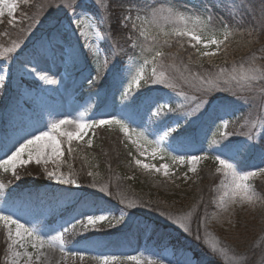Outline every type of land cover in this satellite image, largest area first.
Segmentation results:
<instances>
[{
  "label": "trees",
  "instance_id": "trees-1",
  "mask_svg": "<svg viewBox=\"0 0 264 264\" xmlns=\"http://www.w3.org/2000/svg\"><path fill=\"white\" fill-rule=\"evenodd\" d=\"M85 1L84 4L87 6ZM88 1H90V8L94 6V0ZM106 3H109V11L104 15L110 16L112 36L109 43L118 44L124 49L118 56L120 62L131 57V60L142 63L144 56H148L149 59L151 56L149 53L141 55L139 46L143 44L147 47L152 43L151 40L139 37V34L132 30L130 25L125 28L120 23V18L125 14V10L135 7L141 11L142 19L151 6L157 8L161 5L165 8L172 6L178 10L188 8L204 17L211 14L213 26L219 33L218 38L223 39L225 26L229 31H233L234 35L229 38L226 51L222 46L218 54L211 59L199 57V63L196 62L195 49L190 47L188 39L183 38L181 42L184 47L181 48L177 43L178 38L173 37L172 46L170 48L163 47L165 53L174 54L166 56L164 60L166 65H175V68L167 69V74L170 76L179 77L180 73H184L185 76L196 73L205 76L210 73H218L220 68L231 72L233 66L239 69L240 64L246 61L251 53L255 52L259 57L261 50L264 49V0H106ZM135 13L133 9V16ZM69 14L63 10L60 0H29L28 4H24L21 0L20 8L15 16L17 21L23 20V23L10 26L6 23L7 17H5V22L0 24V45L7 47L10 46L11 40L18 39L23 46L21 54H24L31 50V46L41 36L46 34H51L55 40H60L65 35L61 34L59 26L69 23L66 19ZM29 18L41 21V23L33 24L32 31L28 35H23L22 29H27L31 22ZM137 23L140 24V21ZM58 24L59 26H56ZM102 28L107 32L108 25L105 24ZM249 32H252L253 35L249 36ZM129 36L133 38L137 47L131 46V42L128 40ZM162 42L163 37H161ZM190 56L192 57L191 62ZM94 66L92 62L88 65V68L93 71L91 80L96 76V68H92ZM151 68L152 65L149 64L148 69ZM111 79L117 80L115 74L108 81ZM176 82L181 83L178 79ZM104 83L105 78L87 84L83 83L80 77L76 78L72 85L73 87L80 86V92L76 97L83 109L86 97L101 98ZM262 87L264 84H257L256 91L239 94L241 101L236 104L235 101L226 100L225 94H217L219 98L212 108L213 112L208 113L202 119L200 127L208 128L216 116L224 117L229 121V126L225 131L232 137L240 131V125L250 124L256 115V118L259 119L264 117L262 116L264 115V110H262L264 93L260 91ZM144 88L145 86L142 84L139 90ZM161 91L165 92L162 88ZM176 91H184L196 98L200 96V93L195 89L182 84ZM226 96H231V94ZM103 104H98V110L105 108ZM171 106L173 107L172 102ZM254 109L256 110L254 111ZM181 124V134L178 136L172 134L167 137V141L171 145L178 146L180 143L190 148H196L197 145L203 144V154L209 157L192 176L187 173V179L184 178L186 168L180 169L183 171V175L178 172L171 175L172 180L143 170L135 164V159H140L138 146L123 136L119 129L104 126L92 129L82 142L73 143L72 147L75 149L73 154L68 156L66 152L63 157L65 163L61 165L60 170L67 174L70 171L68 164H71V171L76 173L80 187L62 184L51 185L45 177H42V173L32 166H27L26 171L18 169L21 175L20 180H15L9 173L0 171V183L5 185L3 189L11 198L22 190L30 189L31 192L37 194L41 205L47 210L60 211V215L65 219H69L71 215L62 210L71 207L72 199L80 202L84 199L85 206L88 208L105 207L117 215L123 207L119 202L121 198L125 201H134L138 205L151 202V207H137L126 211V220L129 217H134L141 230L148 229L147 239L151 240V243L166 242L177 251L188 250L192 254L194 264H237V262L239 264H264V206L260 202H257L254 208H241L237 205L232 213H223L218 220L212 219L213 214L219 211L220 196L229 189L226 187L228 176L215 171L217 164L211 158L215 155L226 156L227 154L233 155V161L234 159L237 161L239 157H242L243 159L238 160L237 163L239 169L243 171L250 169L255 164H260L264 155V140L261 139L264 136V127L259 135L252 138L250 145L244 141L247 136L242 133L241 136L238 134L239 136L232 137L233 141L239 143L241 149V152L237 153L234 144V148L228 144V147H225V139L228 137L223 136V139L220 137L225 141L219 142L218 132H215L204 140L205 131H201L200 127L198 130L195 129L194 133L189 134L183 130L186 123L181 121ZM89 139L92 140L91 146L87 144ZM229 149L232 150L229 151ZM89 171L98 174L95 176L96 188L91 186L93 177L87 175ZM248 183L253 186L257 195L264 196V179L253 177ZM101 186H107L112 196L100 193L98 189ZM8 187L14 188V190L9 191ZM157 206L173 216L187 217L185 223L189 227L190 233L173 225L158 211L152 210ZM229 220L233 221V226L229 225ZM134 226L133 223L125 227L123 224L115 227L101 224L96 229L90 228L87 232H81L77 226L76 234L69 233L64 239L69 247L84 253L87 264H98V261L93 259L96 257L93 253L103 254L107 251L119 253L118 257L121 258L119 264H129L123 256L124 251L115 243L116 240L125 236H133ZM197 234H199V239L196 238ZM2 236L0 235V264H3L5 254V240ZM212 243H216L218 249L223 251L214 253L210 249ZM225 258L228 261H225Z\"/></svg>",
  "mask_w": 264,
  "mask_h": 264
},
{
  "label": "snow or ice",
  "instance_id": "snow-or-ice-1",
  "mask_svg": "<svg viewBox=\"0 0 264 264\" xmlns=\"http://www.w3.org/2000/svg\"><path fill=\"white\" fill-rule=\"evenodd\" d=\"M21 0H0V24L5 22L10 26H15L17 23H23V20H16V12L20 8ZM24 4H28L29 0H23ZM94 4L98 5L101 10V15L89 14L87 6L84 4V0H60V5L66 13H70L68 16L69 27L73 29V34L77 35L78 41H83L81 47L87 50V53L93 58L96 65V76L90 83H94L101 79L106 78L107 74L111 73L115 68V59L124 51L118 44H109L108 48L103 49L102 45L98 42H107L112 39L110 33V16L104 15L109 11V3H102V0H94ZM79 9V11H77ZM207 11V10H205ZM133 9L128 8L125 10V14L121 16L120 23L123 27L128 28L129 25L132 30L139 34V37H143L145 40H151V44L145 47L143 44L141 47V55L144 53L151 54L150 59L148 56H144L143 62L134 66V68L127 69V85L125 87L124 95L132 91L133 88L139 89L143 84H152L161 86L162 90H172L178 97H182L185 102L194 101V107L185 110L183 103H178L177 107L173 108L170 101L163 99H157L153 101L154 111L150 109V112L154 118L163 120L165 116L174 114L176 112L182 113V119L184 123H191L190 118H199V115H203L204 112L219 98L217 94L223 93L225 95L231 94L233 98H240L241 93H251L256 91L257 84H264V49L261 50V55L257 57L256 53L250 54L249 58L242 62L237 69L233 66L232 71L229 72L225 68H220L218 73L206 74L202 76L198 73L189 74L185 76L184 73H180L179 77L170 76L167 74L168 68H175L174 64L166 65L164 60L166 56L174 55L172 53H165L164 46H172V38H178L177 43L183 48L184 45L181 42L183 38H187L190 47L195 49V55L197 56V63H199V57H212L216 56L221 50V47L227 50L228 41L231 36L234 35L233 31H229L228 27H224L223 39L218 38L219 33L213 26V17L211 14L206 17L202 15L190 16L185 12L175 9L172 6L165 8L161 5L159 8L151 6L148 11L145 12L143 19L140 15V10H137L135 16L132 14ZM27 29H22L23 35H28L32 31V25H39L41 21L31 19ZM140 21V24L137 22ZM108 25L107 32L102 28L103 25ZM8 35V33H5ZM249 36L253 33L249 32ZM161 37L163 42L161 43ZM138 39V37H137ZM133 48L138 45L133 41L131 36L128 37ZM96 41L97 43H94ZM251 43V41H249ZM26 44V41H25ZM215 46V50L212 47ZM203 49V50H202ZM23 52V46L18 39H13L10 42V46L0 45V60L4 62H10L17 58ZM103 53L104 59L101 61L100 56ZM111 58V60H110ZM192 57H189L191 62ZM131 60V57H130ZM151 64L150 75L146 74V67ZM159 69V70H158ZM30 74L36 76L37 79L44 81L47 84H55V79H50L48 75L44 74V70L37 68L35 65L31 69ZM177 79L181 83H177ZM186 85L189 88L195 89L200 93L198 98L189 97L184 91L176 92V89ZM261 93H264V87L260 88ZM260 123L264 125V117L260 118ZM116 126L124 136L131 140V142L137 145V150L141 156L145 155L144 145H154L150 153L151 157L155 159L157 155H168L173 162L179 164H185L186 162L191 165L189 171L196 173V164L199 161L206 160L209 157L205 155H172L167 149L160 146V140H149L147 135L143 131H137L131 128L124 119L116 118L113 116L111 119H92L85 121L83 119H56L47 125L48 130H39V134H31V138H24L23 142H17L18 147H15L14 151L8 155L5 153L6 158H0V170L3 173H11L15 180H20L21 175L18 169H24L26 166L35 163L38 166L43 167V174L47 176L49 180H55L62 185H75L80 187L77 181L76 173L71 171L72 165L68 164L70 171L65 174L60 171V167L65 163L63 157L65 155V146L69 156L73 154L75 149L72 147L73 141H81L84 136L88 134L89 129L99 128L103 126ZM67 126L74 127L75 131H67ZM229 126L228 120H222L220 127L227 129ZM255 122L250 124V131L247 138L252 139L251 130L254 129ZM182 132V124L180 120H177L174 125H169L164 132L165 136L172 134L180 135ZM133 135L136 139H132ZM223 136H228L227 131L222 133ZM161 140L163 137L160 138ZM264 140V136L261 137ZM216 143V141H213ZM89 146L92 145V140L87 141ZM227 148L228 145L225 144ZM231 151V149H229ZM131 155V153H130ZM161 155V158H163ZM217 164L215 171L217 173H223L229 176L230 183L226 185L229 191L224 192L219 198V211L213 214L212 219H220L223 213H232L234 208L239 205L241 208L252 207L254 208L257 202H260L264 206V196H259L254 191L251 184L248 183L250 178L258 175H264V167H258L256 171H242L239 170L238 164L232 162L233 157L231 155H215L211 157ZM49 163L55 165L53 170H49ZM135 164L147 170L149 173L155 171L161 173L168 180H172V176L169 173V166L162 164L160 167H156L154 164L144 163L140 159H135ZM88 176L93 177L92 187L96 188L95 176L92 171L87 173ZM184 178L187 179V173L184 174ZM5 185L0 183V189H3ZM179 187V185H177ZM100 193H105L108 196H112L107 186L99 187ZM123 207L119 210V214H113L110 210L101 211L99 214H82V218H74L71 221H67L64 225H61L60 229L55 230L56 235L44 233L37 227L26 226L25 223H21L19 218H14L11 212L5 209H0V227L5 230L6 234V249L9 255L6 256V261L9 264H20V260L23 257V264H41L44 253L42 249L45 247L50 249H59V251L65 257L79 258L84 260L85 255L81 251H72L65 242V236L69 233L76 234L77 226H79L81 232H87L90 228L96 229L101 224H106L108 227H115L126 222V211L128 209H134L137 207H151V202L137 204L134 201H125L123 198L119 201ZM152 210L158 211L161 216H164L166 220L170 221L173 225H177L184 232L190 233L189 227L186 225L185 220L187 217L173 216L167 213L157 206ZM230 226H233V221H228ZM199 239V234H197ZM29 246L33 251H28ZM23 249L19 251L17 249ZM211 249L214 253L217 251H223L218 249L216 243H212ZM93 259L98 261V264H119L120 257L118 256H97ZM127 260L135 261L136 264H143L140 258L136 256H128ZM148 264H157L156 261L149 260ZM239 264V262H237Z\"/></svg>",
  "mask_w": 264,
  "mask_h": 264
},
{
  "label": "rangeland",
  "instance_id": "rangeland-1",
  "mask_svg": "<svg viewBox=\"0 0 264 264\" xmlns=\"http://www.w3.org/2000/svg\"><path fill=\"white\" fill-rule=\"evenodd\" d=\"M89 2L90 1L88 0L85 1V3L88 4L89 14L94 13L96 16H100L101 10L99 6L94 4V6L90 8ZM102 3H106V0H102ZM133 9L134 12L137 13L136 7ZM180 11H183L186 15L190 16L199 15V13L195 10L188 8ZM56 26H59V24ZM59 28L61 30V34L65 35V37L63 36L60 40H55L51 34H46L41 36L40 39L35 42L36 44L31 46V50L18 55L15 60L10 62L0 60V158H6L5 153L10 155L11 151H14L15 147L19 146L17 143L18 141L22 143L24 138L30 139L31 134L38 135L39 130H48L47 125L53 120L64 119L67 117L71 119H83L85 121H90L92 119L101 118L111 119L113 116L124 119L131 128L136 129L138 132L143 131L149 140H160V146L167 149L172 155H204V148L202 147L203 144L197 145L196 148H190L180 143L178 146L171 145L167 141L168 136L164 135L167 126L174 125L177 120L184 122L181 112L167 115L163 120L154 118L150 112V109L154 111L153 101H156L157 99L171 101L173 108L177 107L178 103H183L185 110L194 107V101L190 100L185 102L182 97H178L175 92H172V90H165V92H163L161 91V86L152 84L145 85L143 82L142 84L145 86L143 89L144 91L133 88L127 96L124 95L125 87L127 85V69L134 68L135 65L139 64L133 60L127 59L120 62L117 57L115 59L116 68L111 73L107 74L105 83L102 85L103 90L101 92V98H96L95 96L86 97L85 108L83 109L79 99L76 97L80 92V86L76 85L73 87L72 83L77 77H80L83 83H89V81L93 78V71L88 68V65L91 62L94 65L95 63L93 58L87 53V50L81 47L83 41L77 40V35L73 34V29L69 27V23H65L63 25L60 24ZM93 42L97 43L96 41ZM98 43L101 44L105 50L110 44L109 41H100ZM209 50H215V46ZM103 59L104 55L102 53L100 60L102 61ZM33 65L41 70H44V74L48 75L50 79H55L57 83L47 84L44 81L37 79L36 76L30 74V71L26 69H31ZM92 68L95 69L96 65ZM145 71L146 74L150 75L151 69L149 70L148 66ZM114 74L117 80L111 79L108 81L110 77L113 78ZM119 95H121V97H119ZM188 96L193 97L191 95ZM225 99L235 101V104L241 101L240 98H233L232 96L226 95ZM215 102L207 109L206 112H204L203 115H199V113H197L199 118H190L191 123H186L183 130L189 134L194 133L195 129L198 130L202 119L208 113L213 112L212 108L214 107ZM99 103H104L103 105L105 108L98 110L97 106ZM255 110L256 109H254V111ZM262 110H264V105ZM10 112L14 115L11 118L7 117ZM256 117L250 122V124L255 122V127L251 130L252 138L259 135L260 131L264 127V125L260 123V119ZM222 120H225L224 117L216 116L211 121L208 128L200 127L201 131H205L204 140L207 136L218 132L220 139L219 142L226 140L225 144H228L231 147H233V144L236 146V151H233L237 153L241 152L239 143L233 141L232 137L241 136L242 134H244V136H248L250 124L245 123L240 125V131L237 134L232 137L230 135L225 136V138H228L221 140L223 137L222 133L225 131V129L220 127ZM105 126L109 127L107 125ZM111 127L116 128L114 125ZM66 130L75 131L72 126H67ZM91 130L92 129L88 130V134ZM87 135L84 136V139ZM161 137H163L162 140L160 139ZM132 139H136V137L133 135ZM83 140H74L73 143H80ZM251 140L247 137L244 139V141L248 142L249 145L251 144ZM153 147L154 145L145 144L143 149L145 151V155H140V160L144 163L154 164L156 167H160L162 164H167L169 166L170 175H173L175 172L183 175V171L180 170L182 168H186L185 173H188L190 176L194 174L189 171L191 168L190 164L187 162L185 164L173 162L168 155L161 154L163 155V158H161V155H157V157L153 159L150 155ZM66 152L67 150L65 146V153ZM226 156L228 155L226 154ZM242 159V157H239L237 161ZM235 160L236 159L232 162L237 163ZM205 161L206 160L197 162L196 168L198 169ZM28 166H32L36 170L40 171L42 173V177H45L51 185H59L58 182L55 180H49L47 176L43 174L42 166H38L35 163ZM48 167L49 170H53L55 165L49 163ZM258 167H264V155L262 156V162L260 164H255L250 169L244 171H256ZM0 171L3 172L2 170ZM152 172L156 173L155 171ZM162 172L163 170H161V173L156 174L164 177ZM9 174L11 175V173ZM252 178H250V180ZM255 178L264 179V175H258ZM227 179V183H230L231 178L228 176ZM227 183L226 185H228ZM7 189L10 191L14 188L8 187ZM84 201L85 200L83 199L81 202L83 203ZM71 202L72 204L70 208L62 210L71 215L67 221H71L74 218H82V214H99L101 211H108L105 207L96 209H91L87 206L85 207V205L75 199H72ZM0 209H5L6 211L11 212L14 215V218H19L20 222L25 223L26 226L37 227L42 232L49 233L51 235H56L55 230L60 229L61 225H64L67 222L64 220L62 221L63 217L60 216L59 213L55 215L54 219H50V214L53 212L49 211L50 214H47V212L39 208L38 205L35 204L34 200L29 197L24 201L16 199L11 201L9 199V195L4 191V189L0 190ZM132 223L135 225L133 227V236H125L116 240L115 243V245L120 246V248L124 251L123 256L127 263L136 264L135 261L126 259L128 256H136L140 258L143 264H148L149 260L156 261L157 264H194L192 254L188 250L173 251V249L166 242H159L157 244L151 243V240L147 239L148 229L141 230L137 219L134 217L127 218L126 222L123 223V226L125 227ZM124 229L127 230V228ZM0 235H3L2 237L4 240L6 239L5 230L2 227H0ZM69 248L72 251H75L73 248ZM17 250L23 251V249L19 248ZM28 251H33L30 246ZM42 252L44 253V256L42 257L41 264H87L85 259L81 261L78 257L72 258L63 256L58 248L50 249L45 247L42 249ZM7 255L9 254L7 253L5 243L3 264H9V262L6 261ZM95 256H113V254L104 253L103 255L96 254ZM114 256L118 255L116 254ZM222 258H224V256H222ZM224 260L228 261L227 258ZM23 261L24 258L22 257L20 264H23Z\"/></svg>",
  "mask_w": 264,
  "mask_h": 264
}]
</instances>
